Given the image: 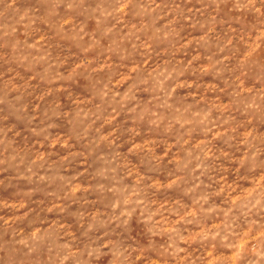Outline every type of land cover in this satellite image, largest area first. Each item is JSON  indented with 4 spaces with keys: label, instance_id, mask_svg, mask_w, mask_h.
Here are the masks:
<instances>
[{
    "label": "clouds",
    "instance_id": "9594fccd",
    "mask_svg": "<svg viewBox=\"0 0 264 264\" xmlns=\"http://www.w3.org/2000/svg\"><path fill=\"white\" fill-rule=\"evenodd\" d=\"M0 264H264V0H0Z\"/></svg>",
    "mask_w": 264,
    "mask_h": 264
}]
</instances>
